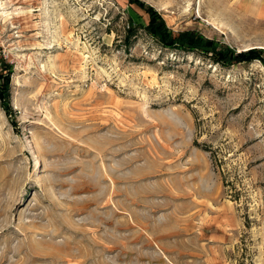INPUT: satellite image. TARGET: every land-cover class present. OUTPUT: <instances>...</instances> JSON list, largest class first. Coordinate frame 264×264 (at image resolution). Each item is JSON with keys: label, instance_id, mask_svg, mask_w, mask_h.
<instances>
[{"label": "rangeland", "instance_id": "obj_1", "mask_svg": "<svg viewBox=\"0 0 264 264\" xmlns=\"http://www.w3.org/2000/svg\"><path fill=\"white\" fill-rule=\"evenodd\" d=\"M137 1L264 54V0ZM147 23L129 0H0V264H264V64Z\"/></svg>", "mask_w": 264, "mask_h": 264}, {"label": "trees", "instance_id": "obj_2", "mask_svg": "<svg viewBox=\"0 0 264 264\" xmlns=\"http://www.w3.org/2000/svg\"><path fill=\"white\" fill-rule=\"evenodd\" d=\"M130 4H135L148 15L147 33L157 43L162 46L173 48L179 51L196 50L204 56H209L213 62L232 65L234 63H250L259 61L264 64V54L261 51L250 49L246 52L235 54L233 51L224 48H216L213 43L205 41L197 36H191L182 32L176 35L169 34L162 20L149 7H144L137 0H129ZM134 32V28L128 31L127 38H130ZM0 68V104L5 113L10 115V69L7 65Z\"/></svg>", "mask_w": 264, "mask_h": 264}]
</instances>
